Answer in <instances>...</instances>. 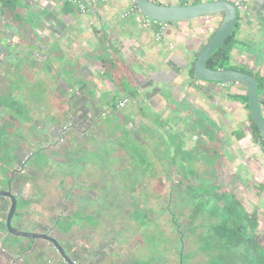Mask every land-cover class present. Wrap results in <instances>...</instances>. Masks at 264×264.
I'll list each match as a JSON object with an SVG mask.
<instances>
[{"label": "flooded vegetation", "instance_id": "obj_1", "mask_svg": "<svg viewBox=\"0 0 264 264\" xmlns=\"http://www.w3.org/2000/svg\"><path fill=\"white\" fill-rule=\"evenodd\" d=\"M60 1L75 6L69 0ZM79 1L84 11H78L85 14L89 2ZM151 1L168 6L199 3ZM205 1L217 0L201 2ZM224 1L234 4L238 12L223 41L232 38L228 68L206 66L218 47L205 60V67L232 70L254 78L264 118V64L253 61L254 50L264 45V0ZM36 2L0 0V238L4 239L0 240V264H68L60 251L73 264H139L137 258L146 259V264H170L171 258H178L177 264H196L199 255L204 257L202 264H213V258L220 257H228L235 264H250L244 263L250 256L243 255L242 247L239 252H229L214 242L218 239L213 235V227L221 222L224 207L237 214V222L231 223L232 226H238L247 240H255L264 253V183L254 179L251 166L247 168L241 162L238 152V147L250 143L264 155V139L251 115L248 88L241 81L222 84L198 80L194 75L196 58L220 27L223 15L200 17L211 33L187 70L180 68L173 73L184 75L187 85L202 86L215 106L221 97L220 88L227 87L231 93L225 95L224 118L218 110L207 115L190 109L191 104L185 98L187 109L185 105L183 109L177 108L167 121L157 120L156 127L150 126L135 137L127 133L124 117L118 116L127 106L139 102L136 92H127L101 110L100 102L94 100L98 98L95 93L91 99L94 108L86 115L75 110L84 100L78 98V71L72 68L66 70L67 93L63 101L53 100L45 90L37 93L46 79L36 78L39 63L40 74L56 61L50 55L43 61L37 60L38 55L30 45L31 32L44 28L37 25L36 18L46 11L36 8ZM134 7L137 9L133 4L122 16L133 17L140 27L154 31V43L163 41L171 24L189 21L160 22L164 31L155 39L156 27L146 22V17ZM243 25L256 31L255 38H260L243 39ZM59 47V43L55 44L56 50ZM236 48L241 49L240 62L232 56ZM103 68L109 71L108 67ZM169 77L163 75L159 79ZM141 100L139 106L143 107L146 100ZM143 111L140 115L146 118ZM110 113H119L116 125L122 126L119 137L111 141L102 136L100 127ZM229 166L233 169V180L240 189H245L244 196L254 194L258 198V207L252 205L247 209L243 195L241 199L220 183L221 177L227 176L221 175L220 168L226 170ZM157 179L163 180L161 187L156 185ZM13 203L11 229L31 236L15 235L7 229ZM182 206L191 207L183 225L178 220L183 214ZM160 211L164 217L159 215ZM155 229L164 231L166 240H177L178 249L161 256L159 249L153 253L147 245L144 248L140 240L145 234L154 235ZM18 237L24 240H15ZM187 237L196 238V247L185 252Z\"/></svg>", "mask_w": 264, "mask_h": 264}, {"label": "crops", "instance_id": "obj_2", "mask_svg": "<svg viewBox=\"0 0 264 264\" xmlns=\"http://www.w3.org/2000/svg\"><path fill=\"white\" fill-rule=\"evenodd\" d=\"M36 1V8L41 7L46 11L36 18L37 25L41 24L44 28L36 29L35 33L31 32L29 42L38 55L37 60H45L50 55L56 61L53 65H47V71L40 74L42 64L39 63V75L37 74L36 78L46 79L37 88V93L45 90L53 100L63 101L67 93L66 70L72 68L78 71V98L84 100L75 110L83 111L86 115L94 108L91 99L95 93L98 98L94 100L100 102L101 110L111 101L124 97L127 92H136L139 102L141 99L146 100V105L140 107L137 101L123 109L121 116H118L124 117L127 133L131 132L135 137L150 126L156 127L157 120L167 121L172 113L177 112V108L183 109L182 106L185 105L184 109H187L183 100L185 98L191 104L190 109L207 115H214L218 110L221 118H224L223 107L227 103L225 95L231 93L227 87L220 88L221 97L215 106L202 86L187 85L184 75L180 77L173 73H177L180 68L187 70L192 57L206 43L211 28L203 23L202 18L171 24L164 34L163 41L154 43V31L140 27L133 17L122 16L135 4L134 0H88V10L85 14H80L76 5H69L60 0ZM159 2L172 3L176 0ZM45 3L52 5L42 6ZM182 30L184 33H181ZM241 32L245 40L260 38H255L256 31L244 25ZM39 39L44 41L40 42ZM55 42L60 46L57 50L55 44L58 43ZM240 50H233L232 56L236 62L241 61ZM254 51L253 61L264 64V45ZM110 62L113 65H110ZM103 67H108L109 71L105 72ZM262 71L264 72V65ZM163 75L170 77L168 80L159 79ZM142 109L146 118L140 115ZM118 114L110 113L100 123L102 136L109 141L118 138L122 129L121 125H116ZM140 138L144 137L141 135ZM238 148L241 162L247 164V168L251 166L256 181L264 183V155L250 143Z\"/></svg>", "mask_w": 264, "mask_h": 264}, {"label": "water", "instance_id": "obj_3", "mask_svg": "<svg viewBox=\"0 0 264 264\" xmlns=\"http://www.w3.org/2000/svg\"><path fill=\"white\" fill-rule=\"evenodd\" d=\"M137 9L147 18L156 22H179L200 18L207 15L222 14L223 20L207 43V45L198 54L194 64V75L198 80L211 81L216 83H228L231 81H241L246 84L248 88V98L250 103V111L254 122L257 125L261 137L264 139V118L261 115L259 103L256 96L255 80L249 75L235 72L232 70H210L205 67V60L211 56L212 52L219 47L223 41L228 37L233 28L238 12L237 8L229 1H205L195 4L186 5H159L151 0H134ZM14 210V203L11 206L6 226L7 229L15 235L31 236L27 233L14 232L10 227V217ZM57 248L58 245L52 241ZM61 255L68 264H73L62 251Z\"/></svg>", "mask_w": 264, "mask_h": 264}, {"label": "trees", "instance_id": "obj_4", "mask_svg": "<svg viewBox=\"0 0 264 264\" xmlns=\"http://www.w3.org/2000/svg\"><path fill=\"white\" fill-rule=\"evenodd\" d=\"M232 46V38L229 37L220 47H218L207 59L206 66L211 69H227L228 68V54ZM231 212V213H230ZM223 218L219 224L213 227V235L218 240H214L218 244L219 248L226 249L229 252L234 250L239 252V247L244 250L243 255L246 257L244 263L247 261L250 264H264V253L259 249L255 240H247L243 234L238 231V226L233 227L231 223L237 222L236 216L232 211H229L227 207L223 208ZM224 237L226 240H220ZM240 239V240H239Z\"/></svg>", "mask_w": 264, "mask_h": 264}, {"label": "rangeland", "instance_id": "obj_5", "mask_svg": "<svg viewBox=\"0 0 264 264\" xmlns=\"http://www.w3.org/2000/svg\"><path fill=\"white\" fill-rule=\"evenodd\" d=\"M192 156H194V154H192ZM229 168L230 169H227L226 168V170H224V169L222 170V168H220L221 169L220 170V173H221L222 176L224 174H227V176L224 175V177H221L222 181H220V183H222L223 186H226L227 189L234 190L236 193H238L239 197L241 198L242 195L244 196L245 189L244 188L243 189H240L239 188V186L237 185V182H235L233 180L234 179L233 178V169L230 166H229ZM230 177H231V179H230ZM155 183H156L157 186H160V184L163 183V180L157 179ZM183 189H184V187H182V190ZM156 190H158V188H156ZM147 192H149V190ZM155 198L157 199V197H155ZM262 198H264V196ZM243 201H245V205H246L247 209H249V210L252 208V205L258 207V204H257L258 203V198L254 194H253V197H245L244 196ZM154 205H156V204H154ZM154 205L152 206V208L154 207ZM160 206L161 207L163 206V204H161V202H160ZM145 208H146V210L148 209L146 206H145ZM189 208H191V207L186 208V206H182V208H181V210L183 211V214L178 218V220H179L180 223H182V225L185 222L184 221L185 216H189L190 215ZM149 211H150V209H149ZM258 211L261 213L262 212V209L261 210L258 209ZM156 212H159V211L156 210ZM160 212L161 213L159 215H162L164 217L165 214H162V211H160ZM139 221L141 222V220H139ZM260 221H261V227H262L263 222H262V219L261 218H260ZM198 230L201 231V229H198ZM154 235L145 234L144 235V238H142L140 240V243L142 245H144L143 246L144 248H145V245H147L150 248V251L153 252V253L155 251H157V249H159V251H157V252L161 256H163L164 254L170 253L173 249H176V250L178 249V245H179L178 241L176 240L175 242H173L172 240H166L165 239V236H164V231L157 229L155 231ZM195 239H196L195 237H192V238H190V237L184 238V240H185V248H186L185 252H187L190 249L196 247V244L194 242ZM0 240H4V239L3 238H0ZM15 240H24V239L21 238V237H18ZM186 240H189V241H186ZM7 241L9 242L10 240H7ZM138 253L140 254V252H138ZM12 254L17 255L15 253H12ZM185 256L187 257V256H190V255L189 254H186ZM153 259L156 261L158 258H153ZM185 259H187V258H185ZM228 259L230 261H228ZM137 260H138V263L139 264H146V262H147L146 259L142 260V258H137ZM150 260H152V259H150ZM203 260H204V257H200V255L197 256V262H196V264H202ZM175 261L177 262L178 261V258H171V260H168V262L170 264H173V263L174 264H177V263H175ZM212 263L213 264H235V263H232V260L230 258H228V257H226L225 259L223 257H220V258H217V259L213 258ZM118 264H120V263H118Z\"/></svg>", "mask_w": 264, "mask_h": 264}, {"label": "built area", "instance_id": "obj_6", "mask_svg": "<svg viewBox=\"0 0 264 264\" xmlns=\"http://www.w3.org/2000/svg\"><path fill=\"white\" fill-rule=\"evenodd\" d=\"M69 1L73 4H75L81 12L84 11V5L79 0H69ZM134 9L137 10L135 7H134ZM146 22H148L150 25H153L156 27L155 39H158V37L164 31V25L160 22L152 21V20L147 19V18H146Z\"/></svg>", "mask_w": 264, "mask_h": 264}]
</instances>
